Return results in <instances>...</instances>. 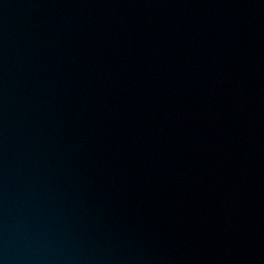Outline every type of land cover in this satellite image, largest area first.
Segmentation results:
<instances>
[{
	"label": "water",
	"instance_id": "obj_1",
	"mask_svg": "<svg viewBox=\"0 0 264 264\" xmlns=\"http://www.w3.org/2000/svg\"><path fill=\"white\" fill-rule=\"evenodd\" d=\"M0 264H264V0H0Z\"/></svg>",
	"mask_w": 264,
	"mask_h": 264
}]
</instances>
